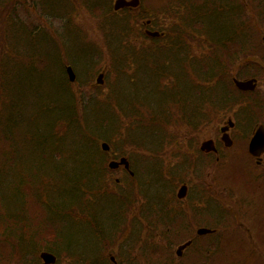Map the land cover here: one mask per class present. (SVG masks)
<instances>
[{
    "label": "rangeland",
    "instance_id": "rangeland-1",
    "mask_svg": "<svg viewBox=\"0 0 264 264\" xmlns=\"http://www.w3.org/2000/svg\"><path fill=\"white\" fill-rule=\"evenodd\" d=\"M98 1L103 3L100 9L94 7L79 9L75 13L76 18H71L70 21L64 19L60 12H57V15L51 14V9H54L52 2L51 4L45 1L46 5H43L42 0H22L23 4L18 6L17 12L20 18L27 22V26L31 25L33 30L39 28V34L42 33L41 36L47 38L49 53L46 55V46L41 45H38L40 54L35 55L31 52L26 55L25 49L20 64L27 66L32 73L26 71L25 68L20 72L18 80L11 79L7 87L0 88V113L7 103V95L13 96L14 88L15 92L18 91L17 98L22 101L20 109L25 112V120L28 124L26 137L21 133L24 131L19 132L18 129L13 135V140L0 138V264H22V262L23 264H37L40 260L38 251L46 247V242L55 246L52 249L62 252L61 249L67 246L69 237L74 241L71 247L76 253H97L101 250L98 242L100 238L95 239V234L87 222L90 219H86L82 212L84 207H81L79 202L68 208L64 206L68 205L66 200L69 194L65 188V175L55 174L63 168L72 171L77 166L75 163L87 160L91 151L96 153L97 149H102L103 146V141L95 143L92 134H87L89 140L87 145V140L82 134L79 135V129H75L72 125L66 128L62 125L64 121L53 126V130H57L56 136L62 137L65 134L63 138L65 141L57 143L56 137H52V131H49L46 126L48 119L52 117V112L60 114L61 107L58 108V106L65 103L64 90L75 92L76 101H79L80 113L84 114L85 109L88 106L90 108L92 102H97L101 106L97 110L95 107L91 108V118L101 119V114L108 116L103 121L105 122L104 128L110 129L111 132L109 134L102 132V136L104 140L109 141L112 153H125L131 157L157 158L168 156L167 152L173 145L184 159L183 161H186L184 167L188 168L186 172L193 170L204 174H216L213 183L216 184L217 191L220 193L218 206L214 209L210 206H203L202 210L181 212L180 219H183L181 226L185 229L180 233L179 228L176 233L175 225L130 228L124 223L121 234L131 235L133 232L135 234L138 232L139 240L137 241L134 237L129 238V241H133L135 245L138 243L137 249H140L142 261L148 264H173L177 260L176 264H264L263 171L248 160V152L244 154L238 149L228 153L230 159L215 164L214 167L201 160L195 162L196 152L201 144V135L193 124L195 119L197 122L201 118L187 116V126H185L184 118L176 117L173 113L169 114L166 111V107L169 105L172 107L175 104L173 94L168 91L167 80H181L184 74H187L188 80L211 77L214 70L225 67L227 61L236 57L234 51L239 45L237 39L240 38L233 37V33L228 32L222 37L230 36L229 42L220 44L221 41H212L208 32H205L208 29L203 25L206 23L203 20L208 22L207 17H212L214 14L213 18L219 16V21L223 25L228 24L227 30L230 31L248 30L252 58L263 54L261 51L263 49L264 1L263 5L259 6L255 0H228V2L226 0L222 4L216 0H182L191 9L192 6L198 8L205 4L210 5L205 9L207 15L201 18L202 24L195 19L188 21L186 18L188 43L185 51L189 59L188 70L182 68L183 65L178 58H173L171 62L168 60L174 57V54L171 56L168 50L166 55V50L170 47L164 42L156 44L149 40L147 42L149 46H146L141 40L137 42L135 34L131 32L140 28L139 16L144 9H147V13L141 21L145 18H153L157 23L161 21L175 24L171 29L179 28V21L174 20L179 19L177 18L178 13L171 12L179 0H142L141 7L136 10H124L118 13L114 9L115 0ZM223 4L228 8L221 7ZM213 11L216 13H212ZM110 13L111 16H104ZM100 15L104 17L99 18ZM121 19L127 23L120 22ZM118 21L121 24L118 27L125 30V35L130 34L127 38L133 43H125V37L116 31L114 22ZM125 24L126 27H124ZM166 35L169 36L170 41L171 35L169 33ZM144 38L148 39L146 36ZM23 49L20 48V51ZM180 56L183 58V54ZM155 59H158L159 63H155ZM221 60L224 62L222 63ZM71 64L77 73L74 81L70 80L71 76L67 71V66ZM254 64L255 62L252 61V66ZM168 67L170 74L165 77L158 75L153 80L145 74L149 72L154 74V71H162L164 74ZM196 68L207 71V76L195 73ZM254 70L256 71V68ZM261 72L264 75L263 69L259 74ZM41 73H46L48 77L38 80L39 75L43 76ZM101 75L103 83L98 81ZM141 76L143 79L138 80ZM145 77L147 80H144ZM186 87L187 98H193L190 85L187 84ZM139 102L143 103L145 108L149 104L155 109L161 108L162 113L160 115H155L153 112L150 115L138 113ZM45 105L47 108L43 109ZM50 105L52 107L57 105V107L49 109ZM122 105L126 107L124 110H115ZM56 117L52 119V125ZM65 117H69V114L66 113ZM93 123L94 119H91V125ZM43 127V132L36 131L37 128L41 130ZM144 130L149 133L140 135L139 132ZM185 135L187 138L180 139ZM30 137L33 139L30 140ZM45 140H48V143L44 144ZM50 143L55 146V149L48 154V150L44 147L50 146ZM153 149H157L158 153ZM8 150L17 155L14 159L11 155L9 157L12 160L10 173L9 170L3 169L6 165L4 156ZM100 157L101 155L98 156ZM101 162L99 160V164ZM21 172L26 174V180ZM66 173L62 171V174ZM112 173L115 174L114 180L117 172ZM140 173V185L151 188L149 192L157 194L160 190L158 185L161 183L154 178L157 173L156 168L154 170L153 165L143 164L140 166ZM33 176L39 178L32 179ZM149 176H153L150 185L146 184ZM25 181L27 184L37 183V187L27 186L22 196L19 187ZM46 183L50 184L47 186ZM59 184L62 187L58 188ZM152 184L155 187L151 186ZM98 187H100L99 184ZM75 192L76 190H72L73 194ZM80 200H82V205H88L91 215L94 213L102 220L107 237L113 238L118 222H115L116 215H111L110 210L118 208V199L109 203L111 200L105 198L103 202L97 204L98 213L96 210L92 211L97 202L91 203L85 194L81 195ZM50 204L60 205L56 213L52 211ZM70 213L74 214L69 215ZM195 218L202 219L204 223L201 226H209L217 230L213 235L199 236ZM120 220L131 222V219L127 220L124 214ZM54 233L57 234L56 237ZM222 234L224 246L217 243ZM19 235L21 237L17 239ZM190 238H199V240L184 253L181 259H178L176 254L178 243ZM117 239L118 237L112 243H121ZM233 240L235 242H232ZM112 243L108 242L109 245ZM259 243H263V246ZM23 245L32 246L24 260L19 251ZM229 246L231 248L236 246L235 251L229 253ZM157 248H160L161 255L159 256L153 253ZM252 249L254 252H250ZM202 251L203 256L197 259ZM113 254L119 257L117 253ZM167 254H169L168 259L164 256ZM78 259V261L72 258L69 261L64 259L61 264H81L85 261L79 256Z\"/></svg>",
    "mask_w": 264,
    "mask_h": 264
},
{
    "label": "flooded vegetation",
    "instance_id": "flooded-vegetation-1",
    "mask_svg": "<svg viewBox=\"0 0 264 264\" xmlns=\"http://www.w3.org/2000/svg\"><path fill=\"white\" fill-rule=\"evenodd\" d=\"M146 13L147 9L141 11L140 28L133 30L132 33L135 34L137 42L141 40L142 43L149 46L147 42L150 39L144 38L146 32L149 29L161 28L160 26L169 27L170 24L156 23L152 18H145L142 22L141 19ZM156 24L158 25L155 26ZM171 31L173 30H161L167 34ZM181 51L183 58L180 59V62L184 65L187 53ZM238 52L237 59L227 61L223 69L219 68L212 72L211 79L213 78V80H167L168 91L173 94L172 98L175 100V104L172 103L174 104L172 107L171 105L166 107V111L169 114L173 113L176 117L184 118L185 126H187V116L201 118L197 122L195 119L193 124L201 135V144L196 152L195 162L201 160L214 167L215 164L230 159L228 153L238 149L244 154L248 152V160L263 171L264 177V152L254 155L250 151L252 137L260 125L264 127V75L261 72L256 87L249 90L248 87L251 85L248 84L250 80L247 79L253 78V76L250 69L251 63L247 60L251 59V53L246 51V47ZM260 65L263 66V55L260 57ZM187 84L190 85L193 98H187ZM154 109L150 104L146 108L144 104L138 108L149 115ZM206 117L209 118L206 119ZM183 138H187V135L180 137V139ZM230 143L231 145H229ZM103 151L104 156L99 160L106 164L108 169L107 173L102 174L103 181H105L103 184L106 188L99 195L103 198L111 197L114 201L118 199V208L124 212L127 220L131 219L130 223L124 220L127 227L146 228L163 224L181 226L183 223L179 220L181 212L202 210L203 206H210L212 209L218 206L220 193L217 191L216 184L213 183L216 174H204L193 170L186 172L185 170L188 169L184 168L186 161H183L184 159L173 145L167 152L168 156L157 158L131 157L125 153H112L111 147ZM124 157L129 161L128 167L125 165H120L115 169L110 167L111 161H119ZM143 164L153 165L154 170L156 168L157 173L154 178L161 183L158 185L160 190L157 194L149 192L151 188L140 185V166ZM112 172H117L114 180L115 174ZM151 177L153 176L146 179V184L152 183ZM92 195L93 193L90 196ZM92 200L94 202V197ZM195 219L199 229L204 222L200 218ZM97 238L99 237L95 239ZM129 238L121 237L117 239L121 243L117 244L112 243L116 238L107 240V237H104L100 238V241L97 239L101 246L100 252L77 253L75 259L79 260L78 256L83 258L84 264H139L140 249H137L139 245L136 243V246L133 241H129ZM195 240V238L189 239L192 244ZM71 241L68 238L67 244L72 245ZM108 242L112 244L109 245ZM113 253H117L119 257ZM61 256L69 260L71 255L63 254ZM164 256L168 259L169 254ZM56 264H61V262Z\"/></svg>",
    "mask_w": 264,
    "mask_h": 264
},
{
    "label": "trees",
    "instance_id": "trees-1",
    "mask_svg": "<svg viewBox=\"0 0 264 264\" xmlns=\"http://www.w3.org/2000/svg\"><path fill=\"white\" fill-rule=\"evenodd\" d=\"M45 1L49 2V3H51V2L53 3L54 9H51V11H50L51 14L57 15V12H60V15L63 16L64 19H66L67 21H70L71 18L75 19L76 18L75 13L79 9L84 10V9H89L91 7L100 9V5L103 4L101 1L99 2L98 0H68V1H65V0H45ZM45 1L42 0L43 5H46ZM216 1L220 2V4H222V3H225L226 0H216ZM255 1H256L257 5L261 6V5H263L264 0H255ZM227 2H228V0H227ZM21 3H22V0H0V70H1V72H0V77H1L0 88L1 89L2 88L4 89L5 86L6 87L8 86L9 80H11V79L12 80H18V76L20 75V72L22 70H25V68H26V71H29L30 73H32L27 66H23L22 64H20L21 59L23 60V55H24L23 52L25 51V49H26V52H25L26 55L28 53H31V52H34L36 55V54H40L38 45H41V46H46V55L49 53V51L47 49V45L49 43L47 42V38H45L44 36H41L42 33L39 34V28L38 29L35 28L33 30V27L31 25L27 26V22L20 18L17 11H18V6ZM209 7H210L209 4H205L202 6H198V8H196L195 6H192V9H191L182 0L178 1L177 6H173V8L171 9V12L175 11L176 13H178L177 18L179 17V19H174V20L179 21V24H178L179 28H173V31L169 32V35H171L170 41H169L168 35L164 36L162 40L157 39V38L155 40L156 44L164 42L165 45L170 47L167 50L165 49L166 55H167L168 50H170L172 52L171 56L174 54V57L168 59L170 62L175 57L178 59H181V56H180V54H182L181 50H183L184 52L186 50V46L188 43L187 42L188 31L186 28V18L188 21L195 19L197 22L200 21L199 23H201V18H204L207 15V13L205 12V9L209 8ZM221 7L228 8V6L225 4L221 5ZM170 8H171V6L169 7V10H170ZM211 10H209V11H211ZM263 10H264V8H263ZM212 13H216V12L213 11ZM262 13H263V11H262ZM104 16L109 17V16H111V13L104 15ZM104 16L100 15L98 17L100 18V17H104ZM213 16L207 17L208 22L206 20H203L204 22H206L203 25L205 26V28L208 29L205 32H208V34L211 36L212 41H217V42L221 41L220 44H225L226 42L230 41V36L224 37V38L222 36L228 32L233 33V37L240 38V39H237L239 45H238L236 51H234V54L239 50L242 51L243 47H246V51H250V53H251V45L249 44L250 33L248 32V30H244V31H246V33H244V31L241 32V31L227 30L229 28L228 27L229 25L228 24L223 25L218 19L219 16H215L214 18H213ZM119 21L127 23L123 19H121ZM119 21L114 22V24L116 25V28H117L116 31H118V33H120L122 37H125V41H124L125 43H127V42L133 43L132 41H130L127 38V36H129L130 34L125 35V30H122V29H120V27H118L121 25ZM227 21H229V17H227ZM174 25L175 24H172V26H174ZM124 27H126V24L124 25ZM169 30H171V28ZM236 30H238V28ZM263 33H264V29H263ZM240 47H241V49H240ZM20 48H21V50L24 48L23 51H20ZM234 54H232V55H234ZM232 55H229V56H232ZM221 61H222V63L224 62V60H221ZM252 61H254V60H252ZM155 63H159L158 59H155ZM188 64H189V59L187 57V60L185 61L182 68L187 69ZM143 69H145V68H143ZM168 69H169V67L167 68V70L164 74L162 71H154V74H152V72L147 71L149 73H145V74L147 77L153 78V80H155V77H157L158 75H159V77L162 75L164 77L169 75L170 73H169ZM194 70H195V73L207 76V71L204 72L203 70H201L199 68H196ZM42 75L43 76L39 75L38 80H44L48 77V75H46V73L45 74L43 73ZM201 78L202 79H204V78L208 79L209 77H201ZM142 79L143 78L141 76V78L139 77L138 80H142ZM144 80H147L146 77L144 78ZM6 83H7V85H6ZM77 84H79L78 80H77ZM18 85H20V84H18ZM13 87H14V85H13ZM11 88L12 87L10 86V90H11ZM13 91H14L13 96L7 95V98H8V99L6 98L7 103L3 106V109H1V113H0V138L1 139L3 138L5 140H13L14 139L13 135L18 129H19V132L21 130H23L24 132L21 131V133H23L25 135V137L27 136L26 129L28 127V124L25 120V118H26V116L24 114L25 112L21 111V109H20V105L22 104V101L19 100L16 96V94L18 95V91L16 90V92H15L14 88H13ZM64 93H65V103L58 106V108L61 107V111L59 110L60 114L52 112V117L50 119H48L49 122L47 123V126H46V128L49 131H52V137H54V136L56 137L55 141L57 143L65 141V139H63L65 137V134L62 137L56 136L57 130H53V128H54L53 126H55V125L57 126L58 123H60V121H64V122H62V125H65L66 128L71 127V125L75 129L78 128L79 129L78 130L79 135L80 134L83 135V137L87 140V142H86L87 145L89 142V140L87 139L88 138L87 134L93 135L95 143L107 141V140H104V138L102 136V132H108L107 134H109V132H111L110 129L104 128L105 122H103V121L105 118H108V116H106L105 114H101V119L91 118V113H90L91 108L95 107V109L97 110V109L101 108V106L97 102H92L90 108L88 106L87 109H85L84 114L80 113L79 101L78 100L76 101L75 92H70L69 90H67V91L64 90ZM125 101H126V99H125ZM126 102H128V101H126ZM139 105L142 106L143 103L139 102ZM45 107L47 108V105L43 106L42 108L45 109ZM55 107H57V105H55L54 107L51 106L48 108L54 109ZM125 108H126L125 105L124 106L122 105L121 107L119 106V108L115 109V110L122 111ZM138 108H139V106H138ZM138 108H137L138 113H144V115H149V114H147V112L138 110ZM103 109H104V107H103ZM106 109H108V108H106ZM151 112H153V114H155V115H160L162 113V110H161V108L159 110L154 109ZM66 113L69 114V117H65ZM54 117H56V119L54 120L53 125H52V119ZM91 119H94L93 125H91ZM89 120H90V122H89ZM100 122H101V124H100ZM153 127H155V126H153ZM43 129H44V127L41 130L39 128H37L36 131L41 133V132H43ZM148 133H149V131H147V130L139 132L140 135L141 134L147 135ZM32 139L33 138L30 137V140H32ZM53 139L54 138H52V140ZM46 143H48V140H45L44 144H46ZM44 148H46L48 150V154H50L55 149V146L52 143H50V146H45ZM153 150H155L156 153H158L157 149H153ZM10 151L11 150H8V152H6V154L4 156V163H6V165L3 167V169L9 170V173H10V169H12V167L10 168V166L12 165V163H11L12 160H10L9 157H10V155H11L12 159H14V157H17V155H15L16 153H10ZM151 151H152V149H151ZM99 155H101V157L104 156V151L101 148L100 149L98 148L96 153H92V151H91V155L87 160L84 159L83 161L75 163L77 166L72 171H69V169L63 168L61 171L56 172L55 174H59L62 176L65 175V179H64V181L66 183L65 188H67L66 191H68L69 194H68V197L66 200V201H68V205H64V206L68 208L72 204L79 202L80 206L84 207L82 212H84L86 219H90V221H87V222L91 226L93 232H95L99 238H104L107 236L101 231V230H104L102 220L97 219V217L94 215V213H93V215H91V210L88 208V205L87 206L82 205V200H80L81 195L85 194L87 196V199L91 203L103 202V200L105 198H108L111 200L109 203L114 201L111 197L103 198L99 195V194H102L103 190H105L104 188H106L103 184V182H105V181H103L102 174L107 173V169H108V168H106V166H107L106 164H104L102 162H101V164H99V158H98ZM62 171H66L67 173L62 174ZM68 173H69V176L66 177V175ZM48 175H50V173H48ZM38 176L37 177L33 176L32 179H38L39 178ZM22 177L24 178V180L27 179V176L25 173H22ZM40 181H43V180H40ZM46 184L48 186L50 183H46ZM98 184L100 185V187H98ZM27 186L28 187L31 186L32 188H36L37 183L31 182V183L27 184V182L25 181V183L19 187V190L21 191L22 196H23V191L25 190V188ZM51 186H52V184H51ZM60 187H62V186H60V184H59L58 188H60ZM72 190H76L75 194L72 193ZM70 193H72V195ZM91 193H93L92 196H90ZM92 197H94V202L92 200ZM50 205H51L50 208L52 209V211L54 213H56L58 211V207H60V205H58V204L57 205L50 204ZM97 213H98V211H97ZM73 214L74 213H72V214L70 213L69 215H73ZM112 214L116 215V218H115L116 221L115 222H118L117 228H118L119 224H121L120 226H124L125 222L120 220V219H122V217H120V216H122L124 214V212H122V210H120L119 208H114L111 211V215ZM120 222H122V223H120ZM73 227H75V226H73ZM263 230H264V224H263ZM54 236H56L55 233H54ZM20 237H21V235H19V237L17 239H19ZM69 238H71V237H69ZM136 239H137V241L139 240L138 237H136ZM70 240H72V238ZM107 240H109V238ZM221 240H224V236L222 237ZM71 242L74 243L73 240ZM232 242H235V240ZM69 244L66 243L67 246H65V247H67L68 249L67 250L65 249L64 251H66V253L72 254V252H71L72 247ZM259 244L261 246H263V243H259ZM220 245L224 246V244H220ZM259 248L261 249V252H263V249L260 246H259ZM235 249H236V246H234L233 248H231L229 246L228 251H229V253H232L235 251ZM250 252H254V249L250 250ZM153 253H155L158 256L161 255L160 248H157L156 252L153 251ZM139 264H144V261H142L141 258H140Z\"/></svg>",
    "mask_w": 264,
    "mask_h": 264
},
{
    "label": "water",
    "instance_id": "water-1",
    "mask_svg": "<svg viewBox=\"0 0 264 264\" xmlns=\"http://www.w3.org/2000/svg\"><path fill=\"white\" fill-rule=\"evenodd\" d=\"M139 4V0H117L116 1V9H120L121 7H125V6H137ZM154 34V33H153ZM68 71L71 75V79L74 80L75 79V75L73 73V69L72 67L68 68ZM263 129H259V131L256 133L255 137L252 140L251 143V150L252 152L256 153V150L258 148H264V132L262 131ZM104 149H108L109 145L107 143L103 144ZM121 163L126 164L127 166H129V162L127 161V159H122ZM120 163L118 162H113L111 164L112 167H117ZM205 230H201V232H203ZM42 257L46 260L47 263H52L55 262V257L50 254V253H43Z\"/></svg>",
    "mask_w": 264,
    "mask_h": 264
},
{
    "label": "clouds",
    "instance_id": "clouds-1",
    "mask_svg": "<svg viewBox=\"0 0 264 264\" xmlns=\"http://www.w3.org/2000/svg\"><path fill=\"white\" fill-rule=\"evenodd\" d=\"M166 26V25H165Z\"/></svg>",
    "mask_w": 264,
    "mask_h": 264
}]
</instances>
